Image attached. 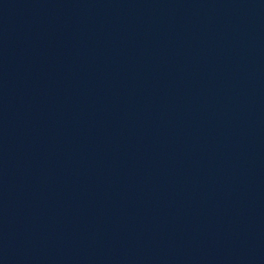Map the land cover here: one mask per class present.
Returning <instances> with one entry per match:
<instances>
[{"label":"water","instance_id":"1","mask_svg":"<svg viewBox=\"0 0 264 264\" xmlns=\"http://www.w3.org/2000/svg\"><path fill=\"white\" fill-rule=\"evenodd\" d=\"M264 4V0H0V23L108 29L201 19Z\"/></svg>","mask_w":264,"mask_h":264}]
</instances>
